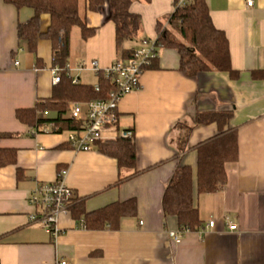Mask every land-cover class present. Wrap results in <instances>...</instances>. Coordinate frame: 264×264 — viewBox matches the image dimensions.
I'll use <instances>...</instances> for the list:
<instances>
[{
	"label": "crops",
	"instance_id": "0c3cea01",
	"mask_svg": "<svg viewBox=\"0 0 264 264\" xmlns=\"http://www.w3.org/2000/svg\"><path fill=\"white\" fill-rule=\"evenodd\" d=\"M104 1L102 10L91 11L89 0H79L81 16L96 29L93 37L83 40L77 27L70 34L68 66L83 85L95 86L99 79L89 69L77 71L79 62L95 61L105 69L118 60L115 25ZM206 1L215 27L227 36L239 77L222 72L187 77L178 52L160 49L156 69L145 70L140 89L119 103L117 133H134L138 171L120 182L128 172L121 174L117 161L97 149L72 150L68 130L44 133L17 119L18 110L53 97V48L39 39L37 53L29 52L18 26L33 11L0 0V150H13L17 157L16 164L0 167V264H264V0ZM174 10L175 0L133 4L142 28L124 49L154 40L157 23H166ZM49 26L50 17L43 15L41 31ZM213 112L232 114L225 130L237 132L238 160L226 165L227 182L216 193L195 190L202 225L176 243L169 232L179 227L176 218L164 217L163 195L179 161L192 168L196 185L198 148L219 135L217 124L199 125L196 117ZM179 123L192 127L184 151ZM61 169L68 170L67 185L84 199L88 213L136 199L138 216L123 218L114 230H81L71 214H63L61 233L52 238L31 223L36 209L29 198L38 184L53 183ZM229 223L237 229L230 231Z\"/></svg>",
	"mask_w": 264,
	"mask_h": 264
},
{
	"label": "trees",
	"instance_id": "16d2710c",
	"mask_svg": "<svg viewBox=\"0 0 264 264\" xmlns=\"http://www.w3.org/2000/svg\"><path fill=\"white\" fill-rule=\"evenodd\" d=\"M5 4L14 6L18 11L29 9L33 17L18 26V37L27 50L37 53L39 39H47L52 43L53 66L62 70L60 83L54 86V95L45 102H37L31 109L16 112L17 119L24 125L38 129L46 124H54V133L78 129V124L66 118L71 102H88L107 99L114 90L111 80L99 78V91L95 86L73 83L68 74L70 55V34L73 28L80 29L83 40L96 34L90 28L79 11V0H3ZM138 1L150 3L151 0H108V20L115 25L116 50L119 60H128L132 51L124 49V43L137 39L141 28V17L133 13L131 8ZM104 0H89L91 11L102 10ZM167 18L166 23L158 22L156 28V46L160 49H174L180 56V71L187 77H197L208 72L227 73L231 79L239 77L231 63V52L226 34L215 27L206 0H188L185 6L177 7ZM50 17V26L46 33L41 31V18ZM59 38L61 41L59 42ZM159 58V57H158ZM158 58L145 69H156ZM40 63V59L37 60ZM257 76L256 73L253 74ZM55 114L54 118L44 117L43 113ZM232 114L226 112L200 113L196 117L199 125L217 124L219 135L198 148L196 185L192 168L182 166L179 161L163 195L162 207L165 218L174 217L179 227L196 231L202 221L195 207V190L198 195L214 194L227 182L226 165L238 160V136L236 131L225 128ZM177 128L184 129L181 151H184L192 127L179 123ZM9 136V135H8ZM68 145V144H67ZM97 150L118 163L119 170L128 172L130 179L138 174L137 148L135 136L118 137L97 143ZM16 152L0 150V167L16 164ZM20 174V170L18 171ZM20 176V175H19ZM75 221L85 219L88 230L118 229L123 218L138 216L136 199L116 202L104 208L88 213L84 199L78 198L70 211Z\"/></svg>",
	"mask_w": 264,
	"mask_h": 264
},
{
	"label": "built area",
	"instance_id": "2783aa9c",
	"mask_svg": "<svg viewBox=\"0 0 264 264\" xmlns=\"http://www.w3.org/2000/svg\"><path fill=\"white\" fill-rule=\"evenodd\" d=\"M188 0H177V7H183ZM249 7L253 6L252 1H248ZM61 41V39H60ZM159 57V48L154 40H144L138 48L132 50V57L128 60H117L110 67L101 69L97 62L92 61L90 65L79 62L76 70L79 72L91 70L96 77L111 80L114 90L109 97L104 100H93L88 102H71L68 108V117L78 124V129L70 130L67 133V144L75 152H91L97 149V143L105 140H112L118 137L129 138L132 135L130 131L118 132V108L121 99L141 87V78L145 69L151 62ZM16 65L19 63L16 62ZM68 74L71 75V68L67 66ZM52 83H60L62 70L58 67L51 69ZM73 77V76H72ZM79 79L73 77V83H78ZM96 91L100 90L99 85H95ZM44 117L48 112L43 113ZM54 124L44 125L39 131L44 133H53ZM110 134L107 135L106 133ZM68 170L61 169L57 173L56 180L53 183H40L32 191L29 203L36 209V212L30 216L33 224H40L47 233L56 239L61 229L59 227V218L63 214H71L72 205L78 201L76 193L67 185ZM214 221L209 222V227L214 228ZM77 228L86 230V221L81 219L77 223ZM230 231H235L237 227L229 223ZM189 232L171 231L169 236L180 243L184 234ZM58 264H66L59 262Z\"/></svg>",
	"mask_w": 264,
	"mask_h": 264
},
{
	"label": "rangeland",
	"instance_id": "374dc122",
	"mask_svg": "<svg viewBox=\"0 0 264 264\" xmlns=\"http://www.w3.org/2000/svg\"><path fill=\"white\" fill-rule=\"evenodd\" d=\"M84 81H91V79L90 80H84Z\"/></svg>",
	"mask_w": 264,
	"mask_h": 264
}]
</instances>
